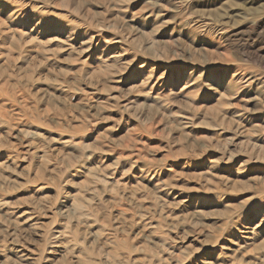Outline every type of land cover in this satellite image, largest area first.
Segmentation results:
<instances>
[{
	"label": "rangeland",
	"instance_id": "rangeland-1",
	"mask_svg": "<svg viewBox=\"0 0 264 264\" xmlns=\"http://www.w3.org/2000/svg\"><path fill=\"white\" fill-rule=\"evenodd\" d=\"M0 264H264V0H0Z\"/></svg>",
	"mask_w": 264,
	"mask_h": 264
}]
</instances>
